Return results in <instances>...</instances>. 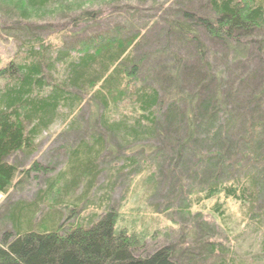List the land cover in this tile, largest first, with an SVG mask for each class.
<instances>
[{"label": "trees", "instance_id": "trees-1", "mask_svg": "<svg viewBox=\"0 0 264 264\" xmlns=\"http://www.w3.org/2000/svg\"><path fill=\"white\" fill-rule=\"evenodd\" d=\"M53 1L18 0L24 3L23 11L16 3L10 8L28 20L30 9L46 8ZM207 1L204 12H194L180 7L185 1L176 0L182 18L173 17L166 25L168 35L177 37L173 45L181 44L171 53L174 60L152 64V68L149 65L148 72L137 60L149 51L139 58L133 50L144 46L143 36L122 29L124 34L117 33L119 38L107 42L103 39L109 35L97 40L76 39L73 44L85 53L78 61L67 60V75H58L57 65L66 64L69 52L62 50L53 60L44 55L43 44L38 50L36 42L31 43L25 61L16 70L13 64L1 70L2 75L10 73L12 85L0 93V195H7L17 185L19 168L8 159L19 152L31 155L38 149L37 140L55 121L81 111V96H86L97 110L94 127L111 139L127 147L156 139L167 142L180 160L177 166L189 149L196 159L192 172L198 174L202 200L223 196L252 208L260 204L264 196V79L252 89L259 73L244 70L247 73L243 75L231 66L236 61L249 63L248 58H238L239 48L264 33V0ZM200 28L208 39L226 45V52L218 55L226 60L222 68L209 59ZM189 47L198 63L188 67L183 60ZM47 74L57 75L59 83H49ZM189 84L192 92L185 90ZM126 111L129 113L124 115ZM71 129H84L78 117ZM109 140L99 135L71 148L61 172L46 181L35 202L11 208L0 233V264H178L174 258L181 249L176 252L175 247L157 246L149 250L135 232L116 229L120 214L110 205L114 183L108 186L107 201L89 205V198L95 192L98 195L99 164L111 147ZM69 206L83 207L94 218L81 223L66 219ZM107 206V212L102 213ZM221 207L215 211L223 212ZM67 220L73 222L65 226Z\"/></svg>", "mask_w": 264, "mask_h": 264}, {"label": "rangeland", "instance_id": "rangeland-1", "mask_svg": "<svg viewBox=\"0 0 264 264\" xmlns=\"http://www.w3.org/2000/svg\"><path fill=\"white\" fill-rule=\"evenodd\" d=\"M16 1L0 0V72L11 64L16 70L17 65L25 61L31 43L36 42L38 50L43 44L46 48L44 55L48 54L53 60L62 50L69 52L66 64L57 65L60 69L58 75H67V60L78 61L85 53L74 42L87 41L88 38L97 40L109 35L103 39L107 42L113 40L115 34L124 32L143 36L144 46H136L133 50L139 58L149 51L137 60L146 71L149 65L152 68V64H166V60H174L171 53L181 41L173 45L177 37L168 35L166 22L182 18L180 7L194 12H204L208 7L207 0H179L185 1L180 7L176 5V0H54L43 9L28 8L30 14L27 20L10 8L14 3L19 4ZM22 4H19L20 11L24 8ZM199 32L209 48V59H213L217 68L225 66L226 60H220L218 55L226 52V45L220 40L208 39L202 28ZM259 35L261 37L252 43L243 45L244 49L239 48L238 58H248L249 63L236 61L231 66V70L243 75L247 73L244 70L259 73L252 89L259 87L261 79H264V33ZM177 36L181 38L179 34ZM187 53L183 63L189 67L197 62V58L190 47ZM6 74H0V93L12 85L10 73L7 71ZM47 78L49 83H59L57 75L47 74ZM214 78L217 80L220 76L214 75ZM186 87L187 92L193 91L190 84ZM81 98V111H75L64 121H55L37 140V150H33L31 155L19 152L8 159L9 163L19 168V175L15 181L17 185L7 195H0V233L8 223L13 206L34 203L44 190L46 181L59 175L71 148L75 149L82 141L89 142L91 137L101 135L105 140L110 139L111 147H107L102 154L99 164L101 173L96 182L99 189L95 190L98 195L95 192L88 203L92 206L95 201H107L108 186L114 183L110 205L120 214L117 230L135 232L143 238L149 250L157 246L175 247V251L181 249L174 258L178 264H264V196L255 208L249 203H239L223 196L202 200L198 174L192 172L196 159L189 149L177 166L180 160L175 158L176 153L162 140L127 147L118 139L108 137L110 135L101 128L94 127L93 114L97 110L88 103L91 99L86 96ZM75 117L83 125V130L72 131ZM36 164L37 171H31ZM67 165L66 162L65 169ZM155 189L156 194L153 193ZM82 193L78 195V200ZM219 206H223L221 213L215 211ZM107 210L108 206L102 213ZM65 216L80 223L86 218H94L85 208L74 206H69ZM98 217L94 223L98 222ZM71 222L73 220H67L65 226ZM233 259L239 262L230 263Z\"/></svg>", "mask_w": 264, "mask_h": 264}]
</instances>
